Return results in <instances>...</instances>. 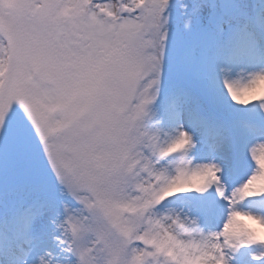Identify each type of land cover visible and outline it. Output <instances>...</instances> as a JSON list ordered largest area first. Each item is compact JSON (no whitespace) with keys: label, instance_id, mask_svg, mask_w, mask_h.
Returning <instances> with one entry per match:
<instances>
[{"label":"snow or ice","instance_id":"6c2138e0","mask_svg":"<svg viewBox=\"0 0 264 264\" xmlns=\"http://www.w3.org/2000/svg\"><path fill=\"white\" fill-rule=\"evenodd\" d=\"M0 264H264V0H0Z\"/></svg>","mask_w":264,"mask_h":264},{"label":"rangeland","instance_id":"374dc122","mask_svg":"<svg viewBox=\"0 0 264 264\" xmlns=\"http://www.w3.org/2000/svg\"><path fill=\"white\" fill-rule=\"evenodd\" d=\"M246 223H248V224H251L253 227H259L258 225H255L252 221H245Z\"/></svg>","mask_w":264,"mask_h":264}]
</instances>
